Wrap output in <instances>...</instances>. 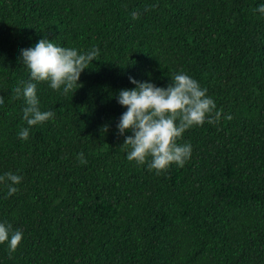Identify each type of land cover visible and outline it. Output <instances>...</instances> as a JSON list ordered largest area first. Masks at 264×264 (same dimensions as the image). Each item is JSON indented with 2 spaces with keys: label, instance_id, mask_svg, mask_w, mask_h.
<instances>
[{
  "label": "trees",
  "instance_id": "trees-1",
  "mask_svg": "<svg viewBox=\"0 0 264 264\" xmlns=\"http://www.w3.org/2000/svg\"><path fill=\"white\" fill-rule=\"evenodd\" d=\"M260 3L0 0V173L22 176L12 194L0 184V220L24 234L15 250L0 243V264H264ZM41 36L99 53L74 91L37 82L55 115L28 125L18 56ZM178 71L221 115L178 138L192 144L183 166L149 169L126 157L113 94L133 86L129 74L165 85Z\"/></svg>",
  "mask_w": 264,
  "mask_h": 264
},
{
  "label": "clouds",
  "instance_id": "clouds-1",
  "mask_svg": "<svg viewBox=\"0 0 264 264\" xmlns=\"http://www.w3.org/2000/svg\"><path fill=\"white\" fill-rule=\"evenodd\" d=\"M256 11L264 13V0L256 6ZM98 53V48L81 51L55 43L47 36L19 50L18 59L27 66L30 78L17 85L15 93L24 99L22 118L28 125L44 122L55 115L51 108L41 109L37 82L47 81L53 89L63 86L65 93L74 91L81 72L89 68ZM128 79L133 86L122 87L113 94L124 108L115 129L118 136H123L127 159L138 164L147 162L149 169L156 170L166 169L172 163L183 166L191 156L192 144L188 141L178 143V138L192 125L220 117L214 98L196 78L184 71L173 73L165 85L151 79L140 80L131 74ZM3 103L4 97L0 96V105ZM227 118H231L230 114ZM104 128L107 130L108 125ZM18 136L27 139L29 128L22 127ZM77 155L86 162L83 152ZM21 179L18 171L0 173V184L6 185L8 194L17 191ZM23 235L19 228L14 229L11 223L0 220V243L6 241L10 251L16 249Z\"/></svg>",
  "mask_w": 264,
  "mask_h": 264
}]
</instances>
